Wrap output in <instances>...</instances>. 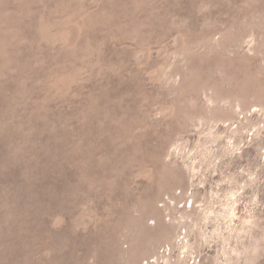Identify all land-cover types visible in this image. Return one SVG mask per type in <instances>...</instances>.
Here are the masks:
<instances>
[{"label":"rangeland","instance_id":"rangeland-1","mask_svg":"<svg viewBox=\"0 0 264 264\" xmlns=\"http://www.w3.org/2000/svg\"><path fill=\"white\" fill-rule=\"evenodd\" d=\"M0 264H264V0H0Z\"/></svg>","mask_w":264,"mask_h":264}]
</instances>
